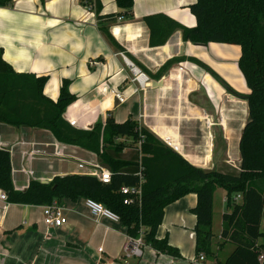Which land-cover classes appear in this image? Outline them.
Returning <instances> with one entry per match:
<instances>
[{"label":"crops","instance_id":"1","mask_svg":"<svg viewBox=\"0 0 264 264\" xmlns=\"http://www.w3.org/2000/svg\"><path fill=\"white\" fill-rule=\"evenodd\" d=\"M100 2V16L115 15L113 20L99 19L95 5L84 0H46L44 4L15 0L0 7L3 58L18 73L46 76L44 94L54 101L63 81H68L76 99L64 119L75 128L92 129L96 123L105 124L108 116L118 123L132 119L176 147L191 164L238 173L239 142L249 118V89L238 65L240 47L197 45L185 41L180 30L163 45L151 43L145 17L162 13L194 27L197 21L189 7L196 0H134L132 18L119 15L115 0ZM121 52L150 77L151 85L139 87L133 82ZM177 59L181 60L159 75L163 65ZM50 139L36 129L0 123V142L8 146L36 142L43 153L28 160L20 149L14 151L16 190L26 189L30 180L48 183L58 176L90 173L89 164L98 161L95 154L80 148L73 150L77 159L55 158L53 148L45 144ZM83 201L58 203L65 208L67 222L49 227L44 206L0 200V264H193L182 254L178 258L150 246L144 248L142 258L125 257V227L104 217L95 220ZM196 204L194 193L179 199L166 208L162 224L183 229L189 222L186 212ZM157 237L165 236L157 233ZM234 248L209 264L225 261Z\"/></svg>","mask_w":264,"mask_h":264},{"label":"trees","instance_id":"2","mask_svg":"<svg viewBox=\"0 0 264 264\" xmlns=\"http://www.w3.org/2000/svg\"><path fill=\"white\" fill-rule=\"evenodd\" d=\"M14 1L0 0V7L10 6ZM84 1L95 5L99 19L115 18V15L100 16V0ZM115 1L121 10L119 15L133 17L134 0ZM40 2L44 4L46 0ZM189 9L197 21L194 27H185L162 13L149 15L144 21L150 30L151 43L156 45L165 44L180 30L185 41L197 45L218 43L240 47L238 65L249 89L246 97L249 118L239 142L238 173L207 170L191 164L132 119L118 123L108 116L105 124L96 123L92 129L75 128L64 119L67 107L76 99L69 82L63 81L56 101L48 98L44 94L48 78L16 72L3 58L0 47V123L36 129L60 144L94 153L112 174L110 183L89 174L58 176L48 183L30 180L26 189L18 191L14 187L10 151L0 148V188L6 192L8 202L15 204L45 206L54 201L61 204L64 199L73 202L93 199L120 216L127 235L137 237L142 231L148 246L158 253L178 258L182 255L169 244L168 237H157L166 208L186 195H197V204L192 209L196 218V253L211 254L214 193L223 188L227 192V207L232 210L222 216L219 244L230 242L235 248L225 261L215 264H264V230L261 229L264 212V0H196ZM126 56L129 58L127 53ZM180 60L168 61L159 75ZM133 146L140 149V159L139 156L135 160L120 157L125 149ZM140 167L143 174L141 198L124 205L121 189L138 186L136 172ZM239 194L240 203L233 201Z\"/></svg>","mask_w":264,"mask_h":264},{"label":"built area","instance_id":"3","mask_svg":"<svg viewBox=\"0 0 264 264\" xmlns=\"http://www.w3.org/2000/svg\"><path fill=\"white\" fill-rule=\"evenodd\" d=\"M122 18V17H121ZM123 60L126 62L127 66L130 68L132 73L133 82L137 84L139 87H143L145 85H151L150 77L144 73L136 64H134L127 56L126 53H120ZM38 143L33 142L30 145H22L18 143L16 145H6L0 142V148H5L10 151L11 161L16 149H20L22 151L21 156L28 160H34L42 156V150L38 147ZM47 146L53 148V157L61 158V159H75V154L73 150L77 149L70 145H63L55 141L53 138L50 142H46ZM141 144V142H140ZM139 144V146H140ZM24 147V148H23ZM176 151V147L173 148ZM138 148V152H139ZM94 154V153H93ZM96 155V154H95ZM97 157V155H96ZM141 155L139 153V159ZM77 159V158H76ZM98 159V157H97ZM80 160V159H79ZM82 161V160H80ZM83 162V161H82ZM87 163V162H85ZM92 167L90 173H86L92 176H95L98 180L103 183H110L112 179V174L109 168L100 164L99 159L97 162H93L89 164ZM22 171L26 172V169H22ZM139 178V184L136 187H123L121 189L122 194L124 195V205H129L132 199H140L142 193V183H143V174L141 167L136 172ZM0 200L8 201V197L6 192H4L0 188ZM241 200V195H236L233 198V201L238 202ZM84 205L89 211L90 215L97 220L99 217L107 218L113 222L119 223L121 222L120 216L108 208L104 207L101 203L93 200V199H84ZM65 208L59 205L56 201L52 204L44 206V221L45 224L49 227H61L66 224L67 218L65 216ZM148 245L145 243L143 238V233H141L137 237H132L127 235V243L124 247V255L127 258H142L144 254V248ZM102 249H100L101 252ZM206 256L204 253H200L195 260L196 264L205 263Z\"/></svg>","mask_w":264,"mask_h":264},{"label":"rangeland","instance_id":"4","mask_svg":"<svg viewBox=\"0 0 264 264\" xmlns=\"http://www.w3.org/2000/svg\"><path fill=\"white\" fill-rule=\"evenodd\" d=\"M70 146L77 148L76 146H73V145H70ZM125 150L127 154L125 155V151H123L122 155H120V157L123 159H131V160L134 159L135 160L139 156L138 149L134 146L132 148L130 147ZM226 195H227V192L223 188H218L214 194L212 244H211L212 253L205 255L206 261L208 264L211 262H214L216 258L217 259L219 258L220 260H222L226 252H231L229 251V249L232 250L233 248V245L231 243L224 244L223 245L225 246L224 248H221L220 247L221 245L219 244V236H220V231L222 228V213L225 211L232 210V208L227 207V198H226V202L224 199ZM238 203H240V200H238ZM186 218L188 219L189 222L185 224L183 229L179 230V229L172 228L171 225L162 224L159 227L157 233L165 237L167 236L169 244L179 249V251L183 255L182 258H186L190 260L193 264H196L195 260L197 259L199 254L196 253V235L193 229L194 224H195V217L192 211L186 212Z\"/></svg>","mask_w":264,"mask_h":264}]
</instances>
